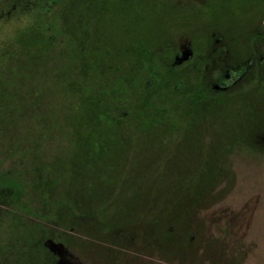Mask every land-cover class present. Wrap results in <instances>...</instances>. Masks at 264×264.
Listing matches in <instances>:
<instances>
[{
  "label": "rangeland",
  "instance_id": "374dc122",
  "mask_svg": "<svg viewBox=\"0 0 264 264\" xmlns=\"http://www.w3.org/2000/svg\"><path fill=\"white\" fill-rule=\"evenodd\" d=\"M263 134L264 0H0V264H264Z\"/></svg>",
  "mask_w": 264,
  "mask_h": 264
},
{
  "label": "trees",
  "instance_id": "16d2710c",
  "mask_svg": "<svg viewBox=\"0 0 264 264\" xmlns=\"http://www.w3.org/2000/svg\"><path fill=\"white\" fill-rule=\"evenodd\" d=\"M51 21H52V19H51ZM95 69L98 71L97 67ZM99 74H100V72H99ZM93 77H94V74H93ZM92 78H90L87 83H84V82L79 81L78 78L76 77V79L81 83L82 86L87 85ZM77 100H79V104H84V105L87 104V102L85 100L81 99L80 96L77 98ZM144 106H145V104H143V106L141 108L143 112H144V110H143ZM126 109H127V107H126ZM128 109H130V108H128ZM21 156L22 155L17 154V155H14L13 158L12 157H9V158H11V161H8L9 158L5 159L4 162L8 161L9 162V166L3 167V164H1L0 168L4 169L5 170V173L7 175H9V173L11 172L13 166L15 168H19V169L21 168V170L24 169L25 166L22 164ZM112 172L114 173V171H111V173ZM113 173H112V176L109 178V180L105 183V184H107V183L108 184H111V185H106L105 192L102 191V189H104V188H99L98 190H95V189L90 188L92 186H89V188L93 190L92 193H90V196L92 197L93 204H91V205H92L93 212L95 214V218H97V220L100 221L102 224H111L112 221H111L110 216L109 215L107 216L105 214L110 208H113V206L114 207L118 206L116 208H120V209L127 208V209H129L128 207H130L133 204L132 202H134L136 200V194H139V193L134 192L133 186H132L135 182H137L139 180H135L133 182L128 183V188L130 190H132V191H129L128 192L129 194L127 196V199H125V202H124L125 203V207H122V206L119 207V203H117V201L115 199V197L117 195L116 193H118V192L116 190V186H115L116 185V182H114V181H116V179L114 178V174ZM135 178L136 179L140 178L141 180H143V179L146 180L147 179L145 176H142V177L139 176V177H135ZM155 178L158 180V178H161V177L160 176H156ZM9 188H11V187H9ZM12 189H14L13 190V193L15 194V190H17V188H15V186H13ZM96 191H98V192H104V194L102 196H98V194L95 193ZM68 194H69V192L68 193L66 192V196L65 197L71 203ZM20 199L21 198H19L18 200L16 199V203H17V201H20ZM21 200H23V199H21ZM54 203H58V198H56V200H55ZM94 204H95V207H94ZM75 209H76V207H75ZM146 212H147V215H149V214H153L155 212V210L154 209H148L147 208L146 209ZM129 216H131V215H129ZM162 216H163V214L162 213H159V218H161V220L163 218ZM132 217H134V216H132ZM129 221L132 224L135 223V221L133 220V218H131ZM113 223H115V222H113ZM115 224H120V223H115ZM172 224H174V223H172Z\"/></svg>",
  "mask_w": 264,
  "mask_h": 264
},
{
  "label": "flooded vegetation",
  "instance_id": "af4514ba",
  "mask_svg": "<svg viewBox=\"0 0 264 264\" xmlns=\"http://www.w3.org/2000/svg\"><path fill=\"white\" fill-rule=\"evenodd\" d=\"M6 189H10L9 187H7ZM13 193V189H11V194H7L6 198H4V196H0V203H6L7 205H9L11 207V203H12V200H11V195Z\"/></svg>",
  "mask_w": 264,
  "mask_h": 264
}]
</instances>
